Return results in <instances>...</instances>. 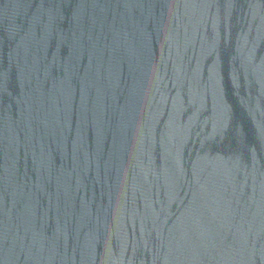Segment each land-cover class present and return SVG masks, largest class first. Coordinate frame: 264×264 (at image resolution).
Listing matches in <instances>:
<instances>
[{
  "label": "water",
  "instance_id": "obj_1",
  "mask_svg": "<svg viewBox=\"0 0 264 264\" xmlns=\"http://www.w3.org/2000/svg\"><path fill=\"white\" fill-rule=\"evenodd\" d=\"M0 264H264V0H0Z\"/></svg>",
  "mask_w": 264,
  "mask_h": 264
}]
</instances>
